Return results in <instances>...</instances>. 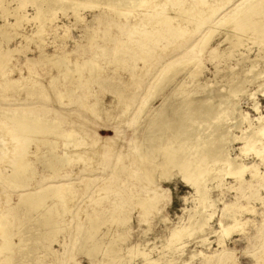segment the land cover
<instances>
[{
    "label": "rangeland",
    "instance_id": "rangeland-1",
    "mask_svg": "<svg viewBox=\"0 0 264 264\" xmlns=\"http://www.w3.org/2000/svg\"><path fill=\"white\" fill-rule=\"evenodd\" d=\"M38 1L43 5L45 4V0ZM62 1L59 2L60 5L56 6L57 8L48 13L49 18L44 23V25L47 24L50 27L53 23L59 26L57 32L61 37L54 38V32L49 27H47L48 29L44 27L40 35L35 34L41 22L36 14V4L31 3V0H25L24 2L22 0H0L5 6L4 9L0 8V24H3L6 19L14 21L15 19L11 13H14V8L18 7V13L20 12L22 15L20 29L24 32V35H15L10 32L9 41L0 36V49L6 50L8 47L13 50L16 48L23 49L20 52H12L10 58H6L5 53L0 51V56L3 58L0 61V223L9 221L12 225L10 227V230L12 229L11 234L5 240L1 238L2 233H0V264H154L148 259H159V264H232V260L236 261L237 264H254L257 255L262 254L264 258V219H262L264 218V180L261 179H252L254 187L249 188L248 183L240 185L234 178L224 176L220 187L214 188L210 192L212 198H218V201L212 208H206L207 214L211 213L212 217L210 216L204 229L192 236L178 238L172 249L164 247L171 229L177 225L186 224L189 214L193 213V207L196 205L193 188L179 176L168 175L170 178L165 179L162 174L157 172L154 173L153 179L142 176L140 178L142 181L138 180L139 182L135 183L132 176L128 180L126 173H116L118 166L121 162H125L126 158L123 157L119 164L116 160L118 153H121V151H128L135 144L140 146L138 140L142 141L141 133L144 130L142 124L145 115L144 112L141 113L139 110L143 106V101L151 94V87L161 82L160 85L157 84L156 86L159 95L151 98L144 108L145 110L150 107L149 110H146L149 113L154 108H158L166 96L174 93L179 81L185 78L186 72L193 68V64H187L174 80V69L171 71L174 68V46L166 48L168 52L161 53L156 60L150 59L148 70L141 78L135 80H131V75L139 71L138 66L141 62L131 60V54H127L126 62L130 66L129 71L119 72L112 65H106L101 57H95L98 64L104 68L100 75L89 76L86 72L85 77L71 80L63 78L59 70L51 63L46 62L34 66L27 64L25 62L26 57H37L39 54H44V52L53 53V51H59L61 48L70 51V59L79 58L81 61L91 59L101 51L99 45L97 46L99 36L109 32L119 33V26L122 25V28L128 26V21L124 17H122V20H113L114 18L109 14L105 15V11L98 8L79 7V3H76V6L81 8L78 13L83 19L81 22H77L72 9L68 8L66 12H62V9L59 8L68 2L67 0ZM69 1L75 2L76 0ZM249 1L235 0L233 2L235 5H231L227 9L222 8L215 16V20L211 19L200 29L203 35H199V32V37L196 36L198 40L204 34H210L207 42L200 40V43L204 42L206 45V48L204 47L202 52L199 53V56L202 57L201 66L199 67L202 68V73L198 76L200 82H208L215 89H224L227 87L228 77L233 72L245 71L250 64V59L254 60L256 56L264 54V8L261 10L262 12L255 11L254 15L250 16L252 20L258 22V28H254V31L248 30L241 37L235 36L236 34H233L235 31L231 28L218 24L221 17L232 15L236 8L238 9L239 6ZM260 1L254 0L252 4L254 2L255 5L264 3V1ZM178 7L179 5H174L171 0H164L160 9L157 10L161 16L171 14L170 17H172ZM141 9L137 13L134 12L132 17H135L136 20L134 18L132 22L144 23L143 18L139 17V14L142 15ZM243 15L239 11L238 17ZM99 16L101 22L97 23L96 18ZM108 24L110 25L107 26ZM165 26L169 28L165 29ZM171 27L172 24L165 25L164 23L160 25L158 32H170L172 31ZM65 28H67V37L61 40ZM227 32L231 33L232 36L230 34L228 36ZM30 35L34 38L32 37L29 40ZM106 35L108 36V34ZM39 39H43V41ZM169 42L174 44V38L170 39ZM164 44L165 39L162 38L159 46ZM112 46L113 41L108 43L107 47L111 48ZM213 48H216V50L211 54L210 51ZM230 49L231 53L229 54ZM111 55L108 54V58ZM171 55H173L172 59L170 58ZM263 67V61L257 59L254 71L261 70ZM19 69H22L21 72ZM3 71H9V74L3 77L1 75ZM29 72L32 73L31 77L28 76V78L23 79L22 76H27ZM165 72L168 74H165ZM7 77L24 80V84L20 87L15 86L4 89L1 86H3L2 82ZM52 79L57 81L60 95L53 93L55 90L50 83ZM35 80L49 82L51 85L34 87ZM124 80H126V84H123ZM187 80L190 81V79ZM257 81L246 85L248 92L258 89L257 83L264 81V75L263 78H259ZM73 83L77 84L78 89L75 91V99L68 103L67 97L64 95L67 85L70 86ZM186 87L191 88L192 83L188 82ZM31 90L32 92L29 93ZM109 90L120 93L127 104L122 105L120 114L114 120L108 123L104 122L111 129L110 136H108L106 127H101L97 131V136H95L100 137L97 143H93L88 139L82 141L78 137L79 132H81L78 120H87L88 123L92 124L95 115L91 113V109L109 108L108 105L111 104L112 106L113 100L121 98ZM89 92L90 94H88ZM81 96L86 99L83 105V100L79 99L82 98ZM239 100L242 109L248 112L254 123L256 122L255 118L259 115L258 112L264 113V95L261 92H257L255 96V100L259 103V111L253 109V99L249 96L239 95ZM30 104H34L32 109L29 106ZM27 110L34 116L44 112H49L50 116H54L55 113L61 116L59 118L62 121V126L67 129L70 126L73 127L78 137L77 139L75 136L76 138L72 143V146L75 144L74 148L71 144L65 147V138L58 132H48L45 127L49 123L48 120L43 121L45 125L41 124L45 128L41 129L38 125H32L26 131H22L20 124L30 121L31 117L19 114ZM111 113L114 114V110ZM70 120L71 124L66 125L68 123L66 121ZM123 131L124 134H122ZM236 133L239 132L236 131ZM117 134L118 137H115ZM32 136L34 139L37 138V141L34 139L32 141ZM118 138L123 141L118 140ZM136 139H138V142L135 143ZM107 140L113 142L115 148L110 151L111 153L108 156H101L99 153L105 149V145L108 143ZM121 145L123 146L121 147ZM241 145V142L234 143L231 152L233 156L239 154L238 148ZM83 146L89 151L98 150V153L93 154L92 158L87 161L89 163L86 168H84L86 163L75 159L73 155V152L82 150ZM31 151L32 154L27 153H31ZM60 152L70 157L71 161L62 163L56 160L53 154H61ZM251 152H248L244 158L245 163L257 165L258 171L263 173V162L254 157V153ZM78 168L80 169L78 170ZM31 169L34 170L35 174L22 187H17L3 180L9 175L13 176L20 172L27 173ZM49 172L53 176L58 175V177L52 176L53 178L51 177L49 180L51 176ZM65 174L66 176H63ZM244 177L247 181L250 180L249 170L244 173ZM122 181L127 183L128 186ZM50 183H63L62 191L65 192L63 193L65 195L63 199L69 201L66 210L61 206L50 208L56 204L60 205L57 197L46 198L45 203L40 206L31 207V204H27L24 207H17L20 193L32 191ZM106 184H109V187L111 185L112 188L108 192L99 187ZM215 184L216 182H214ZM154 189L159 194L151 200L147 208H141L131 199L132 193L144 194L152 192ZM252 190L258 191L255 196H250ZM33 197L37 198L39 195L35 194ZM69 197L74 200L72 201ZM63 199L61 198L62 201H64ZM121 200H124V206L121 209L113 208L114 204ZM96 201H98V204L94 206ZM226 203L242 204L241 208L234 210V214L241 222L248 221L247 223L243 222L241 226L236 228L237 230L232 231L224 239V244H220L218 235L221 233L222 226L219 219L222 213L221 209L227 205ZM69 206L71 207L69 208ZM111 210L113 211L111 212ZM92 216L98 217L101 224L97 228L96 234L90 238L89 235L93 230L89 221L93 218ZM47 217L49 220H47ZM127 217H130V219L126 223L115 220ZM51 219L56 220L57 223H52ZM230 221L231 219L226 218L223 223L226 224ZM123 232L126 239H118V235ZM110 241H113L116 248L114 253L106 251ZM96 244L99 245V251L90 255L88 250ZM133 245H137L140 249L146 251L148 258L144 259L140 254L129 256L127 250Z\"/></svg>",
    "mask_w": 264,
    "mask_h": 264
},
{
    "label": "bare ground",
    "instance_id": "bare-ground-1",
    "mask_svg": "<svg viewBox=\"0 0 264 264\" xmlns=\"http://www.w3.org/2000/svg\"><path fill=\"white\" fill-rule=\"evenodd\" d=\"M22 1L24 2L25 0ZM67 1L68 2H66V5H63L59 8L62 9V12H66L68 8L72 9L73 14L75 16V20L77 22H81V20L83 19L82 16H80L78 13V11L81 9L79 7H91L98 8L101 11H105V15L109 14V16L114 18L113 20H122V17H124V19L128 21V26L126 28H122V25L119 26V33L109 32L105 33V35L103 36H99L100 39L97 41V46L99 45L101 51L99 50L100 53L96 54V56L94 55L91 59H83V61L79 60V58L70 59V51L61 48L59 51H53V53L44 52V54H39L37 57H26L25 62L27 64L34 66L46 62L51 63L59 70L63 78L71 80L74 78L81 79L82 77H85L86 72L89 76H96V74L100 75V73L104 71V68L98 64V62L95 60V57H101L106 65H112L113 68L117 69L119 72L129 71L130 66L126 62L127 54H131V60H139L141 62V64L138 66L139 71L131 75V80H135L141 78L144 73L148 70V63L150 59L156 60V58L159 57L161 53H167V49L170 46H174V68H172L171 70L173 71L174 69V80L184 70V67L187 64H193V68L186 72L185 78L179 81L177 87L174 89V93H171L169 94V96H166L162 103L159 105V107L154 108L151 113H149L146 110H149L150 107H146L147 109L145 110L144 108L146 105H148L151 98L156 95H159V90H157L156 86L157 84L160 85L161 82L151 87V94L145 101H143V106L140 108L141 110H139L141 113L144 112L145 115L142 124L144 128L143 132L141 133L142 141L138 139L135 140V143L138 141L140 142V146L135 144V146H132V148L130 147L128 151H121V153H118L116 160L119 164V162L123 160V157L126 158L125 162L120 163V165L118 166L119 168H117L116 170V173H126V175H128V180L130 176H132L133 179H135V183L139 182L138 180H141L140 178L142 176L153 179L154 173L157 172L162 174L165 179L170 178L171 175L179 176L185 183L189 184L193 188L195 195L194 198L196 201V205L193 207V213L189 214L188 222L186 224L179 226L177 225L171 229V233L167 238L166 244L164 245V247L172 249L174 247V243L177 241L178 238L182 236H192L196 232H201L204 229V226L207 224L211 216V213L207 214L206 208H212L218 201V198H212L210 192L214 188L220 187L222 178L224 176L234 178L235 181L239 182L240 185L248 183L249 188L254 187L252 179L264 180V172H259L257 165L246 164L244 161V158L247 156L248 152L252 151L254 153V157L260 159L261 162H263L264 164V113L258 112L259 115L255 118L256 122L254 123L250 119L248 112H245L242 109L239 100V95L245 94L249 96L251 99H253V109L255 111H259V103L257 102V100H255V96L257 92H261L264 95V81L262 83H257L258 89L253 92H248V90L246 89V85L248 83H256L258 82L257 80L259 78H263L264 67L263 69L257 71H254V67L255 61L257 59L262 60L264 63V54L256 56V59L254 60L248 59L250 64L246 67L245 71L236 73L233 72L231 76L228 77L227 87H225L224 89H215L211 87L208 82H200L198 80V76L202 73V68H199L201 66L202 57L199 56V53L202 52L204 47L206 48L205 43H200V40L207 42L208 38L210 37V34H204L205 37H201L200 40H198V37L199 35H203V32H200V29L204 27V24H206L211 19L215 20V16L221 11L222 8L227 9L229 8V6L235 5V3H233L235 0H171V2H174V5H179L178 10L174 13V16L172 17H170L171 14L168 12L166 13L170 14L169 16H161L159 14V11L157 10L160 9L161 3L164 0H76L75 2L69 0ZM253 1L250 0L248 3L239 6L238 9L236 8L232 12V15L221 17L218 24L225 26L226 28H231L233 31H235V33L233 34H236L235 36L240 37L246 34L248 30L254 31V28H258L259 24L258 22L252 20V17L250 16L254 15L255 11H259V13L262 12L261 10L264 8V3L255 5L256 1L252 4ZM59 2L63 1L45 0V4L43 5L38 0H31V3L36 4V14L39 16L41 22L40 26H38V28L36 29V35H40L44 27H49L51 28L50 30L54 32V38L61 37L58 35L57 32L59 27L57 24L53 23L51 25L50 23L51 27L47 24L44 25V23L49 18L48 13L51 10L57 8L56 6L60 5ZM2 3L3 2H0V8L4 9L5 6H3ZM76 3H79L80 6L77 7ZM141 7L143 8L141 9ZM255 8L257 9L255 10ZM17 9L19 8H14V13H11V15L15 19L14 21H9L6 19L4 20L3 24H0V36L4 37L5 39H8V41L10 40L9 37L11 36L10 32L14 33L15 35H24V32L20 29L22 15L20 14V12L18 13ZM139 9H141L140 11L142 12V15L139 14V17L143 18L142 20L144 23H137L135 21L132 22V20L135 18L132 17L134 12L137 13ZM239 11L244 14L242 17H238ZM96 19L97 23L101 22L100 16ZM164 23L165 25H168L169 23L172 24V27L170 28L172 29V31L158 32L160 29V25ZM109 25L110 24H108L107 26ZM164 28L167 29L169 27L165 26ZM63 30V38H61V40H64V38L67 37V28ZM134 30L136 31L134 32ZM106 34H108V36ZM226 34H228V36H232V34L229 32H227ZM197 35L198 37H196ZM32 37L34 38V36L30 35L28 39L30 40ZM162 38L165 39V44L163 46H159V43ZM172 38H174V44L169 42ZM39 40L43 41V39ZM111 41H113V48L107 47L108 43H111ZM40 48H42V46H40ZM215 50L216 48L211 49L210 53L212 54ZM0 51L5 53L6 58H10L12 52H20L23 51V49L16 48L13 50L8 47V49H0ZM228 53H231V49L228 51ZM108 54H112L111 57L108 58ZM170 58L172 59L173 55H171ZM2 60L3 58L2 56H0V61ZM19 70L21 72L22 69ZM168 73L165 72V74ZM8 74L9 71L1 72V75L3 77ZM31 74L32 73L29 72L27 76H22V78L26 79L28 78V76L31 77ZM187 79H190V81H188ZM23 81L24 80H20L19 78L11 79L7 77L2 82L3 86L1 87L4 89L15 86L20 87L24 84ZM188 82L192 83L191 88L186 87ZM50 83L52 84L53 89L55 90L53 93L60 95L59 88L57 86V81L52 79ZM126 83V80H124L123 84ZM51 84H49V82L37 80H35L33 83L34 87H38L39 85L40 87H47ZM76 89H78V87L77 84L75 85V83L70 84V86L67 85V89L64 96L67 97L68 103H71L72 100L75 99L74 95ZM109 91L113 94L119 95L121 98L119 100L112 101L113 107L111 106V104H109V108L101 107L103 108L102 110H100L101 108L91 109V113L95 115V120L92 121V124L88 123L87 120H78L79 127H81V132H79L78 137H80L82 141L88 139L91 140L93 143H97L98 140H100V137L97 138L95 136H97V131L101 127H106L109 134L107 135L110 136L109 132L111 129L109 126L105 125L104 122L108 123L114 120L116 116L120 114L122 105L124 103H127L125 102V98L123 99L120 93L111 90ZM31 92L32 90L29 91V93ZM88 94H90V92ZM79 99L83 100L82 105L84 104V102H86V99H84L83 97ZM33 105L34 104L29 105L31 106V109L33 108ZM109 110H114V114L111 113V111ZM19 115L31 117L30 121L20 124L22 131H26L27 129L32 127V125H38V127L42 129L44 127L43 125H45L43 121L48 120L49 123L45 126L48 129V132H58L59 134H61L65 138V147H68L70 144L72 146L74 139L77 137L73 127L70 126V128L67 129L65 128V126H62V121L60 119L61 116L57 115V113H55L54 116H50L49 112H44L43 114L34 116L31 112L27 110L23 113H20ZM66 122H68L66 123V125L71 124V120ZM42 123L43 125H41ZM236 131H238L239 133H236ZM122 134H124V131ZM115 137H118V134ZM31 138V140L33 141V136ZM120 139L118 138V140ZM236 142H241L242 145L238 148L239 154L233 156L231 152L233 151V145ZM105 146V149L103 151H100L99 153L101 156H108L111 153L110 151L115 148V144L111 141H108ZM122 146L123 145H121V147ZM27 153L32 154V151L31 153ZM95 153H98V150L89 151L86 150V147H84L82 150L73 152V155L75 159L86 163L84 165V168H86V165L89 163L87 161L92 158V155ZM53 156L56 160L61 161L62 163H69L71 161L69 159L70 157H68L64 153H54ZM79 169L80 168H78V170ZM247 170H249V174L251 177L248 181L244 177V173ZM34 174V170L31 169L30 172L27 173L20 172L13 176L9 175L8 177L3 178V180L17 187H22L27 184L28 180H30L34 176ZM52 176L53 175L49 177V180ZM56 176L58 177V175ZM56 176L53 177L56 178ZM63 176H66V174ZM37 179L39 178L37 177ZM214 182H216L215 185ZM122 183L128 186V184L124 181H122ZM63 187V183H50L47 185H43L42 187L33 189L32 191L22 192L19 195L17 207H24L27 204H31V207H36L45 203L46 198L48 197H57L59 198L60 205L56 204L51 206L50 208H58V206H61L65 209L67 208L66 205L67 203H69V201L67 202L66 199H63L65 196L63 194L65 192L62 191ZM99 187L103 188V190H106V192L112 189L111 185L109 187V184H106L103 187ZM257 192L258 191L252 190L250 196H255ZM35 194H38L39 197L34 198L33 196ZM158 194L159 193L156 189H154V191L152 192H146L144 194L132 193L131 199L136 205H139L141 208H147L151 203V200L156 198ZM61 198L64 201H62ZM69 199L71 198L69 197ZM95 204H98V201L94 202V206ZM123 206L124 200H121L117 201L114 204L113 208L121 209V207ZM241 206L242 204L237 205L234 203H228L221 209L222 213L219 222L221 223L222 230L221 233H219L218 235V241L220 244L224 242V239L228 237L232 233V231L237 230L236 228L238 226H241L243 222L247 223L248 220L241 222L234 214V210L236 208H241ZM70 207L71 206H69V208ZM113 210H111V212ZM226 218L231 219V221L225 224L223 222ZM129 219L130 217L115 220L126 223L129 221ZM47 220H49L48 217ZM51 221L52 223H57L56 220L51 219ZM89 222L93 230V232L90 233L89 237L91 236L90 238H92L94 234H96L97 228L100 226L101 223L98 217L91 218ZM10 227H12V225L9 223V221L4 222L2 224L0 223V233H2L1 238L3 240H5L7 236L11 234L10 231L12 229L10 230ZM118 239H126L125 233L123 232L118 235ZM108 245L109 246L107 247L106 251H108L109 253H114L116 251V248L114 247L113 241H110ZM98 247L99 245H94L91 249L88 250V253L92 255L93 253L98 252ZM127 253L129 256L133 254H140L144 259L148 258V253L140 249L137 245L129 247ZM148 260L154 264H159V259ZM232 264H237V262L232 260ZM254 264H264V258L262 254L256 256Z\"/></svg>",
    "mask_w": 264,
    "mask_h": 264
}]
</instances>
